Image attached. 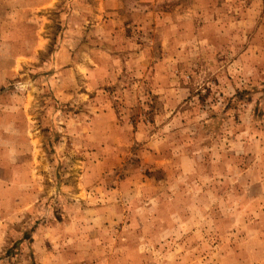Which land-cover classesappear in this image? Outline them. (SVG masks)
Wrapping results in <instances>:
<instances>
[{"label":"rangeland","instance_id":"374dc122","mask_svg":"<svg viewBox=\"0 0 264 264\" xmlns=\"http://www.w3.org/2000/svg\"><path fill=\"white\" fill-rule=\"evenodd\" d=\"M260 180L264 0H0V264H264Z\"/></svg>","mask_w":264,"mask_h":264},{"label":"crops","instance_id":"0c3cea01","mask_svg":"<svg viewBox=\"0 0 264 264\" xmlns=\"http://www.w3.org/2000/svg\"><path fill=\"white\" fill-rule=\"evenodd\" d=\"M261 183H262V181L260 180V181H258V183L253 184L252 186H250L248 188V190L244 191L243 195L246 194V196H247V192H248V194H252L253 193V190H252L253 186L259 187V190L261 188H264L263 184H261ZM79 189H80L79 191H82L84 188L80 187ZM81 195H82V193H81ZM162 198H163V194H162ZM244 198H245V196L241 198L242 201L244 200ZM263 199H264L263 195L260 196V194L259 195L257 194V196H254V197L252 196L251 199H249V202H251L254 206L258 205L259 206V212L261 213V209L264 208L263 204L261 203ZM27 203H29V202H27ZM114 208H117V205L110 203V200L107 199L105 201V203L103 202L102 205L97 207L96 209H98L99 211H104V210L106 211V210H112Z\"/></svg>","mask_w":264,"mask_h":264}]
</instances>
